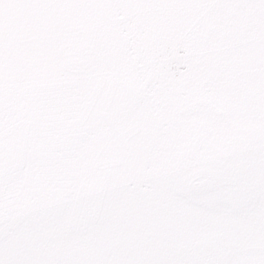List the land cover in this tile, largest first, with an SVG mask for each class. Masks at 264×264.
I'll use <instances>...</instances> for the list:
<instances>
[{
    "label": "snow or ice",
    "instance_id": "6c2138e0",
    "mask_svg": "<svg viewBox=\"0 0 264 264\" xmlns=\"http://www.w3.org/2000/svg\"><path fill=\"white\" fill-rule=\"evenodd\" d=\"M0 264H264V0H0Z\"/></svg>",
    "mask_w": 264,
    "mask_h": 264
}]
</instances>
